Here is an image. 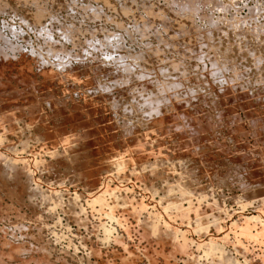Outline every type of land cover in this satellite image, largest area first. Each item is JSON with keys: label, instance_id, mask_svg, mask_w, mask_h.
<instances>
[{"label": "rangeland", "instance_id": "rangeland-1", "mask_svg": "<svg viewBox=\"0 0 264 264\" xmlns=\"http://www.w3.org/2000/svg\"><path fill=\"white\" fill-rule=\"evenodd\" d=\"M22 1L0 0V68L2 67L0 69V157L3 159L1 161L0 158V264H214V262L215 264H217V262L220 261L221 257H219L218 261L215 259L214 261H212V255H207L208 253H205L204 249L201 250L202 248H196L197 242L201 243L204 241H209L211 240V237L213 238V240H219H216V243H220L219 245H217V248H219L220 246L221 249H224V257H227L228 255V257L233 259L235 262L238 261V264H264V243L262 244V242H264V237L260 235L262 236V238H260V236L256 238L255 236L250 237L252 238L250 239L249 236H246L247 238L244 237L245 235L243 236L239 231V224L242 223L243 218L251 215H260V213H258L259 207L261 206L260 198L264 197V100H262V98H264V0H192L193 3L196 4L195 9H197L193 13L194 16L191 13L192 11H190L187 8V5H185L186 1L184 0H174V3L177 5H175L173 2L171 3L172 0H153L154 2L151 0H134V3H132L133 0H129L131 2H129L128 0H121L122 2L124 1V7L120 0H109L111 4L109 8L108 6L106 7L103 0H54V3H52V5L50 3L53 0H46L47 3L45 2V0V3H43L42 0V2L40 0H27L28 2L26 0H24L23 2ZM35 1L37 2V4L41 2L39 4L41 8L46 5L45 9H48L47 11L44 9V7L42 8L44 9V11H46V13L48 12V16L46 15V18H44L41 22L43 23L46 19L42 26L41 23L40 25L38 23L36 25V22L33 21L32 17L29 18V11L31 13L36 10V4H34ZM66 1L68 2L67 4ZM117 1L119 2L118 5ZM175 1H178V3ZM131 4L132 7H130ZM180 4L181 6H179ZM230 4L231 6H229ZM182 7H185V10ZM151 8L154 9L153 14L156 13L160 14L161 16L162 14H165V19H168V21L172 19V21H175V23L179 18L181 19V17L187 18L189 10L190 14H188V18L190 20L187 18L186 21L189 25H191V23L193 24L191 26L193 29L191 30H193L194 32L196 30V35L194 34L196 39H198L197 37L200 36V38L198 39L197 52L201 55L197 54L196 51H193L192 53L195 55L193 56V54H191V51L188 50L191 56L187 51V53H184V55L181 53L183 56L182 58L181 54H178L176 50L175 52L177 54L174 53L173 50L175 48L171 49L172 46L168 47V45L166 44V42H169L170 44V35L172 37L176 36V34H171L170 30L173 28H171L166 33L163 27L157 28L160 32L159 34L162 35V37L160 36L159 38L162 39L164 37L163 41L165 40V43L156 40V38L152 39L151 36H149V38L147 37L148 35H144L143 37L142 34L141 37L136 30L139 26L136 27V24L134 25V22L137 19L140 20V16L144 18L143 20L147 19L151 14L148 13L149 11L146 12V9L151 10ZM49 11L54 15V17H52V14V16H49ZM123 12H126L127 16L125 14H122ZM183 12L187 13L186 16L185 13L183 14V16L180 15ZM50 17L55 19L51 18L49 20ZM136 17L137 19H135ZM190 17H192V19ZM206 19L209 20L206 21ZM239 23L242 25H240ZM116 24L118 26H116ZM119 24L121 25L120 27ZM157 25L159 26L161 24ZM70 26L73 29H76V32H74L75 30L72 31L74 32V42L75 39L77 40V37L79 38L78 45L76 43L77 41L74 43L76 45H74L72 42L73 38L70 37L71 39H69L67 35L72 29L70 28ZM67 27L70 28V31ZM61 28L64 30H62ZM79 28L82 29L80 30ZM65 30L68 31L67 34L66 32H64ZM102 32L104 33V35ZM127 32H131V34H133L128 35ZM256 33L258 34L256 35ZM75 34H77V37L75 36ZM137 34L140 37L137 36ZM197 34L200 35L198 36ZM201 35H204L203 37H206V40L209 39L211 41H206ZM88 36H90V38H88ZM106 36L109 37L107 38ZM258 36H261L262 38L261 39L259 37L261 42H263L260 43L261 46L259 45V43L257 45L255 44L259 42V39L257 40ZM177 38L180 39L182 38V36L180 37L177 35ZM116 39H120L119 43L117 42V44L120 45V48H118L119 45H115L116 41H118ZM91 40H93L94 42ZM247 40L249 44L246 45ZM254 40H257V42ZM2 41L4 43H2ZM104 41L107 42V44H104ZM108 41H110V43H108ZM250 41H252L253 43ZM200 42H202V46H199ZM215 42H217L218 44ZM79 43L81 45H79ZM243 45L245 46L246 50ZM54 46H56L57 48ZM249 47H254L253 49H256L252 53V49L251 51H248L250 50ZM55 48L57 56L55 54ZM199 48L202 52L199 50ZM110 49L113 50L111 51ZM120 49H124L122 50L123 52ZM170 49L172 52L170 51ZM215 49H217V51ZM154 50H157L158 53L166 57V59L167 57H171V59L167 60L168 62H173L172 64H174L176 61L178 64H175L180 67L182 71L186 70L187 78H185L184 76L181 77V75H183L181 71V73H178V76L176 77L175 75L177 73H172L173 70H171V68L169 69L168 67H166L168 68L166 69L165 63L164 67L161 64L157 66L156 62H154L153 60L155 54L157 53V51L156 53H154ZM130 53L131 55H133L131 56ZM123 54L125 56L127 54L129 55H127V57H123ZM138 54L140 55V57ZM141 54L143 56H146V58L141 56ZM147 54L149 55L147 56ZM258 56L263 57L259 60ZM141 57L145 59L143 60ZM228 57L230 58V60ZM211 58H215V61H213ZM134 59L137 62H135ZM140 59L143 60V62H141ZM218 59L220 60V62H222L220 63ZM146 60L147 62H149L146 65V69L144 68L145 71H143V63ZM145 64L146 62L144 63V65ZM231 64L233 66H236L237 68L234 67L235 69L233 68L231 70V68L233 67ZM62 65L64 66L62 67ZM132 65H134V67ZM220 65L225 66H223L222 68V70L225 72L221 71L220 68L222 66ZM136 66H138L139 68H137ZM159 66L163 67V70H161ZM226 66L229 67V71L225 70L227 69ZM125 67L127 69H125ZM258 67L263 72L260 71ZM102 68H104V70ZM235 70H239V73L244 72L246 75H244L243 73L242 79L240 80L241 75H239ZM168 71L173 75H171ZM127 72L128 74H126ZM70 73L72 74L71 78L74 76L75 81L78 80L77 82L72 83L73 80L70 79V76L68 77V74L71 75ZM74 73L75 75H77L75 76ZM234 73H236V76L234 75ZM64 76H66V78ZM173 76H175L177 80H179L181 77V82H178ZM237 76L240 77L238 80ZM259 76H261V78ZM170 77L172 81L175 79L173 83L169 81ZM245 77L246 79L248 78L250 80V83L254 87H251V84L249 85V81H247L248 79L246 80ZM228 78H234V80H237L231 82L232 84H230V87L233 88V84L236 82L235 86L237 87H234L235 89H233V91L228 85L230 83L228 82L230 81V79ZM128 79L130 80V82ZM135 79L136 81L138 79V81L141 80V83L146 80L144 82L147 83L144 84L143 82V85L145 86V89L151 88V91L155 89H152V87H155V85L157 87V85H159L158 83H160L159 81H161L162 79L165 84H174V86H179L182 83L185 85L184 81H187L186 79H188L189 81H187L186 83L190 88H188L187 85H185L184 88L183 84L180 85L178 88L182 87L180 88V90H182V94L184 95H181V99H176L180 103H177L176 100H174L176 102H173L172 97L174 108L171 107L172 103H165V106L163 104V109L161 108L157 110L160 111L161 116H163L164 118H161L159 113H156V116L155 112H152L153 117L150 118L149 116L152 115V113H149L148 115V112L145 111V115V113L142 112L145 104H147L149 101V104H151V102L154 101V97H151L153 100L148 97L154 96L153 92L151 93V95H149L150 91L147 90V93V91L142 87L144 92H146L142 93V84L139 87L140 82H138L137 86L135 84ZM243 79H245V81H242ZM111 80L112 82L114 80L115 81L112 83L110 82ZM132 80H134L135 82ZM147 80L151 82V84L153 83V86L151 85L152 87H149L150 85ZM125 81L127 82L125 83ZM163 81L161 82L164 83ZM120 82H122L123 84ZM174 82H178L180 84L176 83L177 85H175ZM118 83L121 85H119ZM222 83L224 84L225 89L223 88ZM225 83L227 85H225ZM203 84L205 85L203 86ZM147 85L149 86L146 87ZM244 87L247 88L248 92H246ZM133 88L134 90L135 88L140 89L139 91H137L138 89H136L135 93ZM185 88H187V90ZM191 88H194V90H192ZM228 88L231 91H228ZM248 88L249 90H251L249 91ZM121 90L123 91L122 93ZM184 90L190 94H193H189V98L187 100L186 97H188V95ZM190 90L191 92L195 91V93H191ZM137 92L142 93L140 94L142 95L140 96V98L136 97ZM223 92H226V94L228 95L224 93L226 95L225 96ZM229 92L233 93L231 94ZM232 95L238 97L235 98ZM183 97L185 100L183 99ZM259 99L262 100L263 103ZM188 102H190V104ZM237 102L240 103L238 104ZM260 102L263 105L261 104L260 106ZM175 104H179L178 107ZM236 104H238V106ZM137 105H140V108ZM164 107L168 108L167 110L170 112L169 115V112L164 109ZM169 107L172 108L171 111L169 110ZM243 108L246 109L245 111L247 112H245ZM249 108L250 110L248 111L247 109ZM173 109H175L177 112ZM186 109L190 114H188V112H185L187 111ZM138 110L140 113L138 112ZM162 111H164L165 113ZM184 112L186 116L183 114ZM193 112L195 113V115H197L195 116ZM249 112L253 116L250 115L249 117ZM191 114L193 115V119L190 118ZM232 114H234L235 116H232ZM154 115L156 118L154 117ZM258 115L261 117V119H259L260 117H257ZM159 117L160 119H158V123L157 118ZM171 117L179 120L180 122L175 121ZM249 118L252 119L250 120ZM194 119L195 122H193ZM185 120H187L188 124ZM189 120L192 121L189 122ZM252 120L253 122L255 121L254 125ZM256 120H258L259 122L261 121L262 124L257 122ZM140 121L143 122L141 123ZM172 122L175 125H173ZM196 122H199V124H197ZM194 123L196 125H193ZM187 125H189V127ZM255 125H258V127L254 128ZM239 126L241 128H239ZM195 127L199 128L196 130ZM183 129L186 133L183 131ZM256 129L259 132H256ZM253 131L254 133H252ZM82 137L84 139H82ZM257 138L260 140H257ZM64 140H66L65 144ZM69 143L71 144V146ZM69 147L72 148L70 149ZM104 148L106 149V151ZM152 148L154 149L153 151H151ZM66 150H68L69 152ZM48 151L49 153H47ZM80 151L83 154L80 153ZM117 154L124 157L125 163H122L120 166L114 167L110 165V162L112 160L111 157L116 156ZM78 156L80 158H78ZM137 156L140 158H138ZM8 157L10 158V160L8 159ZM15 157L17 158L18 162L12 164V159H14ZM147 157L148 160H146ZM18 159H20L21 161H23L24 159L25 161L23 163ZM68 159L72 161H68ZM35 161L37 162L36 164L34 163ZM159 163L160 165H158ZM163 164L166 166H164ZM22 165H24L23 168L25 167V169H28L27 172L31 173L30 178L32 179L28 180L27 177L24 176V174L20 173V166ZM184 166L186 167V169H184ZM35 167L37 169H35ZM8 168H10V170H8ZM16 169L19 171H16ZM169 169L170 172H167L166 170L169 171ZM132 170L133 173H131ZM151 170L155 173H153ZM114 171H119L121 173L119 175H113L114 173L112 172ZM139 171L141 173H139ZM15 172L20 175V178L19 175ZM93 177L95 178L92 180ZM91 180H95L97 186H91ZM150 180L153 181L151 182ZM180 180L181 182L183 181L181 184ZM26 181L28 183L31 181V187L36 186L38 189H40L39 192L33 194L35 192H31V190V193L26 189L23 191L24 188L21 189V187L27 183ZM87 181H89V184L87 183ZM184 181L186 183H184ZM259 181L261 182L259 183ZM28 183L26 184V186L29 185ZM176 183H178L182 187H185L186 185L185 188H187L186 191H188L186 192V196L190 195L192 197L194 195L191 198V200L193 199L191 201L192 203L188 202L190 199H187L185 201V205L188 202V204L192 205H190L192 208H197H191L192 210L189 209V212L187 211L188 213L184 212V214L187 213L188 215L185 214L182 216L183 212H181L180 218L179 214L177 215L176 212H172L170 211V209H166L165 211H167V213H169V211L170 214L175 213L176 217L174 220V214H169L168 218L167 213H164L165 208L163 209V203H166L165 200H168L170 196H168V198L166 196H163L166 195L165 190L171 189L173 186V189H171V195H177L178 198H180L181 196L179 197L178 190L179 186L178 184L176 185ZM173 184H175L176 187ZM106 185L107 187L114 186V189L116 188L115 186L118 185L117 189L114 190V196L112 192H108L104 196L106 200H104L103 198L104 202H106H103L104 206L100 208L105 209L104 211H107V215L102 210H100L99 206H101V204L97 203L96 205H91L92 196L90 197V195L93 194L92 192L94 189H105L104 186L106 187ZM249 185L251 187H249ZM259 185H262V187H260ZM98 186L100 187L98 188ZM92 187H94L93 190ZM110 187L109 189H112ZM120 187L122 189H119ZM124 187L128 188L129 190L126 191V188ZM149 188H151L152 190L154 189V194L156 196L153 195L152 190H149ZM162 188L164 191L163 195ZM175 188H177V191ZM41 189H43V193L46 190L45 193L47 194H42ZM116 190L117 192H115ZM54 191H56L55 194ZM192 191L194 192L192 193ZM149 193H151V195L153 196H151ZM41 194L44 195L43 197L45 201L43 200ZM51 194L53 195V198H49L50 196H52ZM108 194H111V196ZM199 194L202 195V198ZM123 195L126 198L129 197V199L127 198L129 202L131 199V203L133 204V206H135L134 204H136L138 201L140 203L143 201L145 203V207L143 209L146 208L147 211L142 209L144 212L140 210V212L142 211V213H140V215L139 212L138 214H136L139 210H134L133 207L130 206V203H128V200H125L126 202L124 203H128V205L126 204L123 206ZM74 196L75 198H77V202L75 201ZM88 196L90 197V199ZM190 196L188 198H190ZM55 197L57 199H54ZM113 197L116 201L119 199L117 201L118 204L114 201ZM51 199L54 201V206ZM133 199L136 201V203ZM56 200H60V204L58 201L57 204ZM86 200L88 202V205L86 203ZM157 201H159L160 203H157ZM46 202H49V204ZM68 202L72 204H69ZM106 203H108V205L111 204V209ZM33 204L35 207L33 206ZM113 204L114 206L112 207ZM188 204L186 205V207L188 206ZM213 204H216L214 205V208ZM71 205L73 206V208ZM217 205H219L220 209H222L223 211H220ZM152 206L154 207V209ZM122 208H124V210ZM216 208H218L219 211H217L221 213V219H218L221 220L220 222H218V220H216V222L213 220V218L218 215V212L216 213L215 211ZM196 209L198 210L199 214L203 215V217H207L209 215L207 217V220L210 221V224L209 222L207 223L206 218L205 221L203 217H197L195 215L197 212H194V210ZM70 210L73 212H71ZM78 210H80L81 213ZM126 210H128V212ZM130 211L136 212L131 213ZM150 211H152L153 214ZM77 212H79V215L77 214ZM110 212L111 214H114L108 215V213ZM150 213L152 214V216L155 214H159L157 217H155L156 215L153 216V218H158L160 216V219H158L159 221L155 219L156 222L161 225L160 226L156 224L157 226H159V228L156 227L158 228V233H150L151 231L148 228L145 231V221H147L146 219L149 218L148 216H150V218L152 217ZM203 213H205V215ZM184 216L189 221L186 222ZM186 216H190L192 220L187 218ZM262 216H264V214L260 215V218L264 220V217ZM181 217L184 219H182ZM197 218H203L201 219L202 221H204L203 223H206L207 225L209 224V226H206L204 224L205 226L203 225L202 229L200 227H197L201 231L198 230L195 227V223L193 222L195 219L197 221ZM162 219H164V223H169L170 226L173 225V228L177 227L178 229L180 228V231L183 230L186 232H181L180 235H182L183 233L182 237L180 235L176 236L177 241L174 239L173 242L172 240H165V236L163 234L164 232L162 233V231H164L163 227L165 225L162 224ZM139 221L142 223H139ZM233 221H235V223H232ZM217 222L219 223V225H221L222 228L224 227L223 229L219 227L220 229H222L221 231L220 229L218 230L219 225ZM187 223L191 224L188 225ZM250 225L252 234H254V232L257 233L258 231L256 232V230H262L261 224L259 222H257L256 224L254 223L255 228L252 223H250ZM192 226L196 228L195 230L197 231L193 230V228L191 229ZM206 227L208 228L207 230ZM148 230L150 232H148ZM237 233H241L242 236H239ZM224 234L228 235L225 236ZM218 236L222 240L219 239ZM224 236L226 237V239L224 238ZM160 238L161 240H159ZM256 239L259 240V242ZM199 240L201 242H199ZM239 240L240 242H238ZM183 241L186 245L188 243V245L186 246L184 244L183 246ZM176 243H178L179 246ZM194 247L196 249H199L201 252L199 250H196ZM179 251L181 253H179ZM187 254L190 258H186ZM191 255H194L193 258H196L198 256L196 258L197 261L191 258ZM205 256H207V258H205ZM224 259L225 258L221 259L220 262H222V260L224 262Z\"/></svg>", "mask_w": 264, "mask_h": 264}, {"label": "bare ground", "instance_id": "bare-ground-1", "mask_svg": "<svg viewBox=\"0 0 264 264\" xmlns=\"http://www.w3.org/2000/svg\"><path fill=\"white\" fill-rule=\"evenodd\" d=\"M16 1H17V0H16ZM20 1H22V0H20ZM23 1H24V0H23ZM23 1H22V2H23ZM26 1H27V0H26ZM36 1H37V0H36ZM36 1L34 2V4H36V5H35V6H36V10H34V11L31 12V13H30V11H29L28 14H29V18L32 17L33 21L36 22V23H35L36 25H37V23L40 25V23L42 22V20H43L44 18H46V15L48 16V14H47L48 12L46 13V11H44L46 5L43 6L44 9H42L43 7L41 8V7L39 6V4H40L42 1H43V3H45V2L47 3L48 0H47V1L45 0V2H44V0H42V1L40 0L41 2H39V4H37ZM38 1H39V0H38ZM72 1H73V0H72ZM95 1H96V0H95ZM103 1H104V3H105L106 7L108 6V8H109V6H111L109 0H103ZM103 1H102V2H103ZM115 1H116V0H115ZM120 1H121V0H120ZM125 1H126V0H125ZM128 1H129V0H128ZM131 1H132V0H131ZM131 1H129V2H131ZM146 1H147V0H146ZM151 1H153V0H151ZM170 1H171V0H170ZM184 1H186V3H185V2H184V3H185V5H187V8H188L190 11H192L191 13H192V15H193V13L197 10V9H195V8H196V7H195L196 4L193 3L192 0H188V1H187V0H184ZM27 2H28V1H27ZM58 2H59V1H58ZM121 2H122V1H121ZM134 2H135V1L133 0L132 3H134ZM153 2H154V1H153ZM172 2L174 3V0H172L171 3H172ZM175 2L178 3V1H175ZM15 3H16V2H15ZM43 3H42V4H43ZM52 3H54V0L51 1L50 4L52 5ZM67 3H68V2L66 1V4H67ZM112 3H113V2H112ZM123 3H124V1L122 2V5H123V7H124V4H123ZM143 3H145V2H143ZM184 3H183V4H184ZM24 4H25V3H24ZM24 4H22V5H24ZM29 4H30V3H29ZM42 4H41V5H42ZM48 4H49V3H48ZM57 4H58V3H57ZM57 4H56V5H57ZM118 4H119V2L117 1V5H118ZM140 4H141V3H140ZM158 4H159V3H158ZM166 4H167V3H166ZM174 4H175V3H174ZM183 4H182V6H183ZM30 5H31V4H30ZM60 5H61V3H60ZM113 5H114V4H113ZM142 5H143V4H142ZM146 5H147V3H146ZM175 5H177V4H175ZM214 5H215V4H214ZM27 6H28V5H27ZM58 6H59V5H58ZM125 6H126V5H125ZM135 6H136V4H135ZM135 6H134V8H135ZM150 6H151V5H150ZM179 6H181V4H180ZM229 6H231V4H230ZM3 7H4V6H3ZM52 7H53V6H52ZM59 7H60V6H59ZM130 7H132V4H131ZM139 7H140V6H139ZM152 7H153V6H152ZM162 7H163V6H162ZM185 7H186V6H185ZM185 7H182V8H184V10H185ZM34 8H35V7H34ZM50 8H51V7H50ZM50 8H49V9H50ZM119 8H120V7H119ZM148 8H150V7H148ZM187 8H186V10H187ZM3 9H4V8H3ZM30 9H31V8H30ZM126 9H127V8H126ZM131 9H132V8H131ZM158 9H159V8H158ZM26 10H27V9H26ZM28 10H29V9H28ZM45 10L48 11V9H45ZM88 10H89V9H88ZM120 10H121V9H120ZM153 10H154L153 8H151V10H150V9H149V10L146 9V12L149 11L148 13L151 14V15L149 14L151 17H150V16L148 17V15H147L148 18L145 19V20H143L144 18H142L141 16H140V20L137 19V17L135 18V19H137V20H135L134 25L136 24V25H135L136 27H137V26L140 27V28L138 27V29H136V30L138 31V33L140 34L141 37H142V34H143V37H144V35H148L147 37L151 36L152 39H155V38H156V40H159V41H162V42L165 43L166 41H165V40L163 41L164 37H163L162 39L159 38L160 36L162 37V35L159 34L160 32H159V30H158L157 28H161V27H163L165 33L168 32L171 28H173L174 30H173V29L170 30V31H171V34H172V35H173V34H176V36L174 35L175 37H172V36L170 35V36H169L170 44H169V42H168V43L166 42V44L168 45V47L172 46L171 49L175 48V49L173 50L174 53H176L175 50L178 52V54H179V53H180V54L182 53L183 55H184V53H187L188 50L191 51V54H193V53H192L193 51H196V52L198 51V48H197L198 46H197V45H198V39L200 38V36H199L200 34H199V35L197 34L199 37H197L198 39H196V37H195V35H196V30H195V32H194L193 30H191V29H193V28L191 27L193 24L190 22L191 25H189L188 22L186 21V19H187L188 16H189L188 14H190V13H189V10H188V14L185 13V12H183L182 14H180V13H181V12H180L179 14H180L181 16H183L184 13H185V16H186V14H187V18L184 17V18H185V19H184V18L181 17V19H183V20H181V19L178 17V18H179V19H178L179 21L177 20L176 23H175V21L173 22L171 18H169V19H171V20H169V21H168V19H165V18H164V17H165V16H164L165 14H162L163 17H162L160 14H156V13L153 14V12H154ZM161 10H163V9H161ZM167 10H168V9H167ZM181 10H182V9H181ZM54 11H55V10H54ZM122 11H123V10H122ZM132 11H133V10H132ZM169 11H170V10H169ZM49 12H50V11H49ZM129 12H130V11H129ZM163 12H164V11H163ZM53 13H54V12H53ZM148 13H146V14H148ZM168 13H169V12H168ZM30 14H31V15H30ZM44 14H45V16H44ZM51 14H52V13L50 12V15H49V16H52V15H53V14H52V15H51ZM122 14H125V15H126V12H125V13L123 12ZM127 14H128V12H127ZM132 14H133V13H132ZM176 14H177V13H176ZM26 15H27V14H26ZM92 15H93V14H92ZM96 15H97V14H96ZM100 15H101V14H100ZM100 15H99V16H100ZM126 16H127V15H126ZM176 16H177V15H176ZM193 16H194V15H193ZM26 17H27V16H26ZM52 17H54V15H53ZM52 17H50L49 20H50ZM134 17H135V16H134ZM161 17H162V18H161ZM27 18H28V17H27ZM97 18H98V16H97ZM141 18H142V19H141ZM172 18H173V17H172ZM190 18L192 19V17H190ZM208 18H209V17H208ZM52 19H55V18H52ZM162 19H163V20H162ZM188 19H189V18H188ZM209 19H210V18H209ZM209 19H206V21H208ZM175 20H176V19H175ZM189 20H190V19H189ZM189 20H188V21H189ZM33 21H32V22H33ZM45 21H46V19H45ZM45 21H44V22H45ZM234 21H235V20H234ZM244 21H245V20H244ZM44 22H43V23H44ZM209 22H210V21H209ZM43 23H41V26L43 25ZM119 23H120V22H119ZM156 23H157V24H161V25L158 26ZM210 23H211V22H210ZM33 24H34V23H33ZM35 24H34V25H35ZM114 24H115V23H114ZM121 24H122V23H121ZM237 24H238V23H237ZM239 24H240V23H239ZM44 25H45V24H44ZM123 25H124V24H123ZM134 25H133V26H134ZM156 25H157V26H156ZM240 25H242V24H240ZM71 26H72V25H71ZM71 26H70V28L73 27V26H72V27H71ZM80 26H81V25H80ZM116 26H118V25L116 24ZM120 26H121V25L119 24V27H120ZM135 26H134V27H135ZM151 26H153V27H151ZM175 26H177V27H175ZM212 26H214V25H212ZM234 26H235V24H234ZM251 26H252V25H251ZM253 26H254V25H253ZM43 27H44V26H43ZM219 27H220V26H219ZM254 27H255V26H254ZM67 28H68V27H67ZM67 28H66V29H67ZM70 28H68L69 31H70ZM126 28H127V27H126ZM163 28H162V29H163ZM61 29H62V28H61ZM61 29H60V30H61ZM77 29H78V28H77ZM79 29H80V28H79ZM81 29H82V28H81ZM81 29H80V30H81ZM123 29H124V28H123ZM238 29H239V28H238ZM62 30H64V29H62ZM72 30H75L74 32H76V29H75V28H74V29H73V28L71 29V31L69 32L70 34L68 33L67 30L64 31V32H66V34L68 33L67 35H68L69 39H71V38L74 37V32H73ZM226 30H227V28H226ZM239 30H240V29H239ZM252 30H253V29H252ZM78 31H79V30H78ZM78 31H77V32H78ZM129 31H132V30H129ZM192 31H193L194 33H193ZM198 31H199V30H198ZM213 31H214V30H213ZM244 31H245V30H244ZM246 31H247V30H246ZM250 31H251V30H250ZM59 32H60V31H59ZM72 32H73V33H72ZM79 32H80V31H79ZM223 32H224V31H223ZM237 32H238V31H237ZM241 32H242V30H241ZM62 33H63V32H62ZM80 33H81V32H80ZM102 33H103V32H102ZM105 33H106V32H105ZM110 33H111V32H110ZM127 33H128V32H127ZM136 33H137V32H136ZM64 34H65V33H64ZM90 34H91V33H90ZM112 34H113V33H112ZM129 34L132 35L133 33L131 34V32H130V33H128V35H129ZM169 34H170V32H169ZM169 34H168V35H169ZM194 34H195V35H194ZM201 34H203V33H201ZM225 34H226V33H225ZM244 34H245V33H244ZM248 34H249V33H248ZM251 34H252V33H251ZM257 34H258V33H256V35H257ZM0 35H1V34H0ZM76 35H77V34H75V36H76ZM103 35H104V33H103ZM108 35H109V34H108ZM177 35L180 36V37L182 36V38L178 39V38H177ZM240 35H241V34H240ZM253 35H254V34H253ZM256 35H255V36H256ZM65 36H66V35H65ZM113 36H114V35H113ZM134 36H135V35H134ZM137 36H139V35L137 34ZM140 36H139V37H140ZM164 36H166V35H164ZM201 36L203 37L204 35H201ZM244 36H245V35H244ZM255 36H254V37H255ZM70 37H71V38H70ZM76 37H77V36H76ZM99 37H100V36H99ZM103 37H104V36H103ZM106 37H107V36H106ZM106 37H105V38H106ZM108 37H109V36H108ZM108 37H107V38H108ZM114 37H115V36H114ZM131 37H132V36H131ZM202 37H201V38H202ZM218 37H219V36H218ZM259 37L261 38V36H258V38H257V40L259 39V42H257V40H254V41L257 42V43H255L256 45L259 43V45L261 46L260 43H263V42H261V40H260ZM263 37H264V36H263ZM0 38H1V36H0ZM4 38H5V37H4ZM63 38H64V37H63ZM88 38H90V36H88ZM117 38H118V37H117ZM149 38H150V37H149ZM203 38L205 39L206 37H203ZM223 38H224V37H223ZM255 38H256V37H255ZM2 39H3V38H2ZM78 39H79L78 37H77V40L75 39V42L77 41V42H76L77 45H78ZM99 39H100V38H99ZM131 39H132V38H131ZM133 39H134V38H133ZM206 39H207V38H206ZM206 39H205V40H206ZM226 39H227V38H226ZM249 39H250V38H249ZM251 39H252V37H251ZM251 39H250V40H251ZM261 39H262V38H261ZM4 40H7V39H4ZM106 40H108V39H106ZM106 40H105V41H106ZM116 40H118V39H116ZM119 40H120V39H119ZM119 40L116 41L115 45L117 44V42L119 43ZM140 40H141V38H140ZM202 40H203V39H202ZM208 40H209V39H208ZM208 40H206V41H208ZM47 41H49V40H47ZM69 41H70V40H69ZM86 41H87V40H86ZM91 41H93V40H91ZM105 41H104V44H107V42H105ZM111 41H112V40H111ZM167 41H168V40H167ZM199 41H201V40H199ZM209 41H211V40H209ZM212 41H213V40H212ZM219 41H220V40H219ZM219 41H218V42H219ZM72 42H73V44L75 43V42H74V38H73V41H72ZM93 42H94V41H93ZM101 42H102V41H101ZM101 42H100V44H101ZM203 42H204V41H203ZM245 42H246V41H245ZM250 42H252V41H250ZM2 43H4V42L2 41ZM5 43H6V42H5ZM10 43H11V42H10ZM49 43H50V42H49ZM81 43H82V42H81ZM108 43H110V41H108ZM140 43H141V41H140ZM208 43H209V42H208ZM208 43H207V45H208ZM212 43H213V42H212ZM215 43H217V42H215ZM252 43H253V42H252ZM252 43H250V44H252ZM50 44H51V43H50ZM87 44H88V43H87ZM93 44H94V43H93ZM203 44H204V43H203ZM217 44H218V43H217ZM239 44H240V43H239ZM244 44H245V43H244ZM247 44H249L248 40H247L246 45H247ZM52 45H55V44H52ZM74 45H76V44H74ZM79 45H81V44L79 43ZM98 45H99V44H98ZM109 45H110V44H109ZM113 45H114V44H113ZM115 45H114V46H115ZM117 45H119V44H117ZM205 45H206V44H205ZM207 45H206V46H207ZM212 45H213V44H212ZM12 46H13V45H12ZM49 46H50V45H49ZM65 46H66V45H65ZM87 46H88V45H87ZM91 46H92V44H91ZM104 46H106V45H104ZM107 46H108V45H107ZM147 46H148V45H147ZM199 46H202V42H200V45H199ZM228 46H229V45H228ZM263 46H264V43H263ZM41 47H42V46H41ZM54 47H56V46H54ZM54 47H53V48H54ZM61 47H62V46H61ZM115 47H116V46H115ZM226 47H227V46H226ZM226 47H225V48H226ZM243 47L245 48L244 45H243ZM255 47H256V46H255ZM46 48H48V47H46ZM50 48H51V47H50ZM56 48H57V47H56ZM56 48H55V54H56ZM59 48H60V47H59ZM65 48H66V47H65ZM83 48H84V47H83ZM118 48H120V45L118 46ZM118 48H116V49H118ZM122 48H123V47H122ZM202 48H203V47H202ZM211 48H213V47H211ZM214 48H215V47H214ZM249 48H250V50H248V51H251V49H252V50H253V51H251L252 53H253L254 50L256 49V48L253 49L254 47H253V48L249 47ZM80 49H81V48H80ZM96 49H97V48H96ZM125 49H126V48H125ZM171 49H170V51H171ZM217 49H218V47H217ZM217 49H215V50L217 51ZM237 49H238V48H237ZM263 49H264V47H263ZM48 50H49V49H48ZM51 50H52V48H51ZM68 50H69V49H68ZM110 50L112 51L113 49H110ZM120 50H121V49H120ZM122 50H124V49H122ZM122 50H121V51H122ZM157 50H158V49H157ZM157 50H156V51H157ZM199 50H200V48H199ZM209 50H210V49H209ZM227 50H228V48H227ZM245 50H246V48H245ZM12 51H13V50H12ZM46 51H47V50H46ZM52 51H53V50H52ZM69 51H70V50H69ZM114 51H115V50H114ZM126 51H127V50H126ZM156 51L154 50L153 52L156 53ZM185 51H186V52H185ZM200 51H201V50H200ZM240 51H241V50H240ZM50 52H51V51H50ZM57 52H58V51H57ZM59 52H60V51H59ZM63 52H64V51H63ZM117 52H118V51H117ZM122 52H123V51H122ZM122 52H120V53H122ZM171 52H172V51H171ZM188 52H189V51H188ZM201 52H202V51H201ZM201 52H200V53H201ZM214 52H215V51H214ZM259 52H260V51H259ZM2 53H3V52H2ZM5 53H6V52H5ZM48 53H49V52H48ZM52 53H53V52H52ZM108 53H109V52H108ZM151 53H152V52H151ZM174 53H173V54H174ZM194 53H195V52H194ZM249 53H250V52H249ZM249 53H248V54H249ZM58 54H59V53H58ZM83 54H84V52H83ZM83 54H82V55H83ZM112 54H114V53H112ZM176 54H177V53H176ZM182 54H181V56H182ZM188 54L191 56L190 52H189ZM197 54H199V53L197 52ZM228 54H229V53H228ZM260 54H261V53H260ZM260 54H259V55H260ZM3 55H5V54H3ZM3 55H2V56H3ZM7 55H8V53H7ZM80 55H81V53H80ZM121 55H122V54H121ZM123 55H124V54H123ZM127 55H129V54H127ZM127 55H126V56L124 55L123 57H127ZM130 55H131V53H130ZM132 55H133V54H132ZM132 55H131V56H132ZM134 55H135V54H134ZM138 55H139V54H138ZM148 55H149V54H147V56H148ZM186 55H187V54H186ZM186 55H185V56H186ZM189 55H188V56H189ZM199 55H201V54H199ZM215 55H216V54H215ZM218 55H219V54H218ZM223 55H224V54H223ZM49 56H50V55H49ZM52 56H53V55H52ZM56 56H57V54H56ZM141 56H143V55L141 54ZM152 56H153V54H152ZM190 56H189V57H190ZM193 56H195V55L193 54ZM193 56H192V58H193ZM226 56H227V55H226ZM254 56H255V54H254ZM63 57H64V56H63ZM66 57H67V56H66ZM71 57H72V56H71ZM81 57H82V56H81ZM129 57H130V56H129ZM135 57H136V56H135ZM139 57H140V55H139ZM143 57L146 58V56H143ZM143 57H141V58L143 59ZM176 57H177V55H176ZM198 57H199V56H198ZM212 57H215V56H212ZM217 57H218V56H217ZM220 57H221V56H220ZM258 57H259V56H258ZM262 57H263V56H262ZM262 57L260 56V57H259V60H260ZM52 58H53V57H52ZM82 58H83V57H82ZM133 58H134V57H133ZM145 58H144V59H145ZM182 58H183V56H182ZM182 58H181V61H182ZM228 58H229V57H228ZM252 58H253V57H252ZM256 58H257V57H256ZM8 59H9V58H8ZM61 59H62V58H61ZM79 59H80V58H79ZM135 59H136V58H135ZM135 59H134V60H135ZM144 59H143V60H144ZM168 59H171V57H170V58L167 57V59H166V57L160 55V54L158 53V51H157V53L155 54V57L153 58L154 62H156V64H157V66L161 64V65H163V67H164V63H165V65H166L165 68H166V67H168L169 69L171 68V70H173L172 73H174V74L177 73V74L175 75L176 77L178 76V73H181V72H182L183 75H181V77L184 76L185 78H187V77H186V74H187L186 70H185V71H182V69H180V67H178V66L176 65V64H178V63H177L175 60H171V61H175V63H176V64H175V63L172 64L173 62H168V61H167ZM172 59H173V58H172ZM174 59H175V58H174ZM177 59H179V58H177ZM211 59H212V58H211ZM214 59H215V58H214ZM214 59H212V60L215 61ZM219 59H220V58H219ZM219 59H218V60H219ZM254 59H255V58H254ZM57 60H58V59H57ZM57 60H56V61H57ZM80 60H81V59H80ZM80 60H79V61H80ZM137 60H138V59H137ZM143 60L140 59L141 62H143ZM153 60H151V61H153ZM212 60H211V61H212ZM218 60H217V61H218ZM221 60H222V58H221ZM229 60H230V58H229ZM262 60H263V59H262ZM0 61H1V60H0ZM43 61H44V60H43ZM83 61H84V60H83ZM109 61H110V60H109ZM232 61H233V59H232ZM113 62H114V61H113ZM113 62H112V63H113ZM130 62H131V61H130ZM133 62H134V61H133ZM135 62H137V61L135 60ZM145 62H146V64L144 65ZM145 62L143 63V69H144V68L146 69V67H147L146 65H147V63H148L149 61L147 62V60H146ZM219 62H220V60H219ZM221 62H222V61H221ZM221 62H220V63H221ZM234 62H235V61H234ZM255 62H256V61H255ZM255 62H254V64H255ZM166 63H167V64H166ZM55 64H56V63H55ZM103 64H104V63H103ZM109 64H110V63H109ZM135 64H136V63H135ZM138 64H139V63H138ZM218 64H219V63H218ZM228 64H230V63H228ZM256 64H257V62H256ZM259 64H260V63H259ZM100 65H101V64H100ZM110 65H111V64H110ZM110 65H109V66H110ZM112 65H113V64H112ZM136 65H137V64H136ZM152 65H153V64H152ZM231 65H232V64H231ZM231 65H230V66H231ZM257 65H258V64H257ZM44 66H45V65H44ZM63 66H64V65H62V67H63ZM65 66H66V65H65ZM67 66H68V65H67ZM132 66L134 67V65H132ZM141 66H142V65H141ZM155 66H156V65H155ZM155 66H154V67H155ZM157 66H156V67H157ZM180 66H181V65H180ZM220 66H222V65H220ZM223 66H224V65H223ZM223 66L220 68L221 71H223V70H222ZM232 66H233V65H232ZM255 66H256V65H255ZM255 66H254V67H255ZM3 67H4V66H3ZM69 67H70V66H69ZM101 67H102V66H101ZM133 67H132V68H133ZM136 67L139 68L140 65H139V67H138V66H136ZM156 67H155V68H156ZM163 67L159 66V68H161V70H163ZM224 67H225V66H224ZM226 67H227V66H226ZM234 67H236V66H233V67L231 68V70H232ZM256 67H257V66H256ZM1 68H2V67H1ZM1 68H0V69H1ZM108 68H110V67H108ZM141 68H142V67H141ZM141 68H140V69H141ZM159 68H158V69H159ZM168 68H166V69H168ZM236 68H237V67H236ZM258 68H259V67H258ZM260 68H261V65H260ZM260 68H259V70L262 71ZM99 69H100V68H99ZM102 69L104 70V68H102ZM106 69H107V68H106ZM125 69H127V68L125 67ZM143 69H142V70H143ZM145 69H144L143 71H145ZM228 69H229V67H227V69H225V70L227 71ZM234 69H235V68H234ZM238 69H239V68H238ZM255 69H257V68H255ZM67 70H68V69H67ZM130 70H131V69H130ZM171 70H170V71H171ZM229 70H230V69H229ZM229 70H228V71H229ZM263 70H264V69H263ZM71 71H72V70H71ZM107 71H108V70H107ZM110 71H112V70H110ZM180 71H181V72H180ZM235 71H236V70H235ZM238 71H239V70H238ZM238 71H236V72H238ZM73 72H74V71H73ZM73 72H72V73H73ZM113 72H114V71H113ZM116 72H117V71H116ZM116 72H115V73H116ZM149 72H150V71H149ZM168 72H169V71H168ZM185 72H186V73H185ZM188 72H189V71H188ZM223 72H225V71H223ZM262 72H263V71H262ZM144 73H145V72H144ZM169 73H170V72H169ZM172 73H170V74L173 75ZM220 73H221V72H220ZM227 73H228V72H227ZM243 73H244V72H242V73H239V72H238V74L241 75V76H240L241 78H240L239 76H237L238 78H237V77H235V78H237V80L240 78V80H241V79H242V76H243ZM257 73H258V72H257ZM70 74H71V73H70ZM116 74H117V73H116ZM126 74H128V72H127ZM134 74H135V73H134ZM137 74H138V73H137ZM137 74H136V75H137ZM147 74H148V73H147ZM160 74H161V72H160ZM165 74H166V73H165ZM167 74H168V73H167ZM194 74H195V73H194ZM235 74H236V73H234V75H235ZM74 75H75V73H74ZM76 75H77V74H76ZM76 75H75V76H76ZM98 75H99V74H98ZM145 75H146V74H145ZM156 75H157V74H156ZM179 75H180V74H179ZM188 75H189V74H188ZM190 75H191V74H190ZM244 75H246V74L244 73ZM69 76H70V79L73 80V81L71 80L72 83L78 81V80L75 81V79H74L75 77H74V76L71 78L72 74H71V75L68 74V77H69ZM128 76H129V75H128ZM131 76H132V75H131ZM163 76H164V72H163ZM175 76H173V77H175ZM230 76H231V74H230ZM235 76H236V75H235ZM64 77L66 78V76H64ZM136 77H137V76H136ZM136 77H135V78H136ZM159 77H160V76H159ZM176 77H175V79H176ZM181 77H180V79H182ZM189 77H190V76H189ZM189 77H188V78H189ZM199 77H200V76H199ZM257 77H258V76H257ZM259 77L261 78V76H259ZM127 78H130V77H127ZM140 78H141V77H140ZM190 78H191V77H190ZM200 78H201V77H200ZM203 78H204V77H203ZM230 78H231V77H230ZM230 78H228V79H230ZM19 79H20V78H19ZM62 79H63V78H62ZM70 79H69V80H70ZM77 79H78V77H77ZM133 79H134V78H133ZM147 79H148V78H147ZM172 79H174V78H172ZM175 79H174L173 81H175ZM180 79H179V80L176 79V80H177L178 82H181ZM183 79H184V78H183ZM197 79H198V78H197ZM245 79H246V77H245ZM245 79H243L242 81H245ZM247 79H248V78H247ZM247 79H246V80H247ZM59 80H60V79H59ZM80 80H81V79H80ZM128 80H129V79H128ZM138 80H139V79H138ZM138 80L136 81V79H135L136 82H135L134 80H132V81H134L135 84H136L137 86H138L137 83L140 82V83H139V87H140V85L142 84L141 88L143 87V88L145 89V86L143 85V82L146 81V80L143 81V79H142V81H143L142 83H141V80H140V81H138ZM152 80H154V79H152ZM157 80H158V78H157ZM186 80L189 81L188 79H186ZM201 80H202V79H201ZM231 80H232V81H231ZM237 80H236V79L234 80V78H233V79H230V81H228V82H230V83L228 84L229 87H230V84H232L231 82H234V81H237ZM262 80H263V79H262ZM262 80H261V82H262ZM66 81H67V80H66ZM114 81H115V80H114ZM114 81H113V82H114ZM117 81H118V80H117ZM117 81H116V82H117ZM132 81H131V82H132ZM147 81H148V80H147ZM155 81H156V80H155ZM155 81H154V82H155ZM161 81H163V79H162ZM161 81H159L160 83H158L159 85H157V87H156V85H155V87H154V86H153V83L151 84V82L148 81V83H149L150 86L147 85L146 87H148V86H149V87H152V86H153L152 89H153V88H155V89H153V90L151 91V90H150L151 88H149V89L147 88V89H145V90H146V91H147V90L150 91V94H149V95H151V93L153 92V95H154V96H148V97H150V98H151V97H152V98L154 97V98H153L154 101H152L151 104H149V102H150V101H149L147 104L144 105V108H143V112H142V113H145V115H146V112H148V115H149V113H152V112H153V113L155 112V115H156V113H159V114H160V111H157V110H159V109H161V108L163 109V104H164V106H165V103H166V104H168V103H169V104L172 103V104H171V107L174 108L173 102H176L177 100L181 99V95L184 96V95L182 94V93H183L182 90H180V88H182V87L178 88V87H179L180 85H182L183 83L180 84V83H178V82H174L175 85H177L176 83L180 84L179 86H174V84H171V85L169 84V85H168V84H165L164 81H163L164 83H162ZM169 81H171V82L173 83V81L171 80V77H170V80H169ZM182 81H184V80H182ZM187 81H184V82H185V85H187V83H186ZM190 81H191V80H190ZM198 81H199V80H198ZM247 81H249L248 83H249V85H250V84H251V83H250V80L248 79ZM263 81H264V80H263ZM110 82H112V80H111ZM113 82H112V83H113ZM126 82H127V81H125V83H126ZM129 82H130V80H129ZM152 82H153V81H152ZM206 82H207V81H206ZM257 82H258V81H257ZM120 83H122V82H120ZM146 83H147V82H146ZM146 83L144 82V84H146ZM166 83H167V82H166ZM168 83H169V82H168ZM235 83H236V82H235ZM235 83L233 84V86H234V87H237V86H235ZM118 84H119V83H118ZM122 84H123V83H122ZM135 84H134V85H135ZM155 84H157V83H155ZM222 84H223V83H222ZM240 84H241V83H240ZM260 84H261V83H260ZM73 85H75V84H73ZM119 85H121V84H119ZM124 85H125V84H124ZM130 85H131V83H130ZM151 85H152V86H151ZM183 85H184V84H183ZM185 85L183 86V88L185 87ZM201 85H202V84H201ZM204 85H205V84H203V86H204ZM225 85H227V84L225 83ZM237 85H238V84H237ZM242 85H243V84H242ZM242 85H240V86H242ZM245 85H246V84H245ZM251 85H252V84H251ZM71 86H72V85H71ZM112 86H113V85H112ZM114 86H116V85H114ZM125 86H126V85H125ZM125 86H124V87H125ZM137 86H136V87H137ZM187 86H188V85H187ZM243 86H244V85H243ZM74 87H75V86H74ZM110 87H111V86H110ZM110 87H109V88H110ZM124 87H123V88H124ZM127 87H128V86H127ZM134 87H135V86H134ZM226 87H227V86H226ZM234 87H233V88L230 87V88L232 89V91H233V89H235ZM251 87H254V86L252 85ZM70 88H71V87H70ZM98 88H99V87H98ZM107 88H108V87H107ZM111 88H112V87H111ZM115 88H116V87H115ZM130 88H131V87H130ZM143 88H142V90H143ZM188 88H190V87L188 86ZM210 88H211V86H210ZM223 88H224V84H223ZM244 88H245V87H244ZM73 89H74V88H73ZM105 89H106V88H105ZM112 89H113V88H112ZM136 89H138V88H135V90H134V88H133V90L135 91V93H136ZM139 89H140V88H139ZM139 89H138L137 91H139ZM185 89L187 90V88H185ZM191 89L194 90V88H191ZM199 89H200V88H199ZM199 89H198V90H199ZM212 89H213V88H212ZM224 89H225V88H224ZM224 89H223V90H224ZM242 89H243V88H242ZM253 89H254V88H253ZM71 90H72V89H71ZM107 90H108V89H107ZM117 90H118V88H117ZM119 90H120V88H119ZM245 90H246V92H248V91H247V88H245ZM248 90H249V88H248ZM250 90H251V89H250ZM250 90H249V91H250ZM129 91H130V90H129ZM184 91H185V90H184ZM188 91H189V89H188ZM196 91H197V90H196ZM199 91H200V90H199ZM201 91H202V90H201ZM228 91H231V90H229V88H228ZM107 92H108V91H107ZM122 92H123V91L121 90V93H122ZM126 92H127V91H126ZM185 92H186V91H185ZM190 92H191V90H190ZM192 92L195 93V91H192ZM192 92H191V93H192ZM212 92H214V91H212ZM234 92H235V91H234ZM238 92H239V91H238ZM253 92H254V91H253ZM142 93H146V92H144V90H143ZM142 93H138V92H137V95H138V96L136 95V97H139V98H140V96H142V95H140V94H142ZM147 93H148V91H147ZM205 93H206V92H205ZM224 93L226 94V92H223V94H224ZM229 93H231V92H229ZM232 93H233V92H232ZM232 93H231V94H232ZM235 93H236V92H235ZM235 93H234V94H235ZM242 93H243V90H242ZM79 94H80V93H79ZM111 94H112V93H111ZM119 94H120V93H119ZM124 94H125V93H124ZM129 94H130V93H129ZM129 94H128V95H129ZM184 94H185V93H184ZM186 94L188 95V97H186V100H187V99L189 98V94H190V93L186 92ZM198 94H199V93H198ZM207 94H208V93H207ZM209 94H210V93H209ZM217 94H218V92H217ZM217 94H216V95H217ZM225 94H224V95H225ZM237 94H238V93H237ZM244 94H245V93H244ZM244 94H243V95H244ZM72 95H73V94H72ZM143 95H144V94H143ZM147 95H148V94H147ZM187 95H186V96H187ZM190 95H193V94H190ZM195 95H196V94H195ZM199 95H200V94H199ZM199 95H198V96H199ZM203 95H204V94H203ZM214 95H215V94H214ZM226 95H228V94H226ZM226 95H225V96H226ZM235 95H236V94H235ZM247 95H248V94H247ZM79 96H80V95H79ZM108 96H109V95H108ZM125 96H126V95H125ZM225 96H224V97H225ZM232 96H233V95H232ZM131 97H132V96H131ZM133 97H134V96H133ZM172 97H173V102H172ZM179 97H180V98H179ZM191 97H192V96H191ZM207 97H208V96H207ZM215 97H216V96H215ZM217 97H218V96H217ZM230 97H231V96H230ZM233 97L237 98L238 96H237V97H236V96H233ZM243 97H244V96H243ZM248 97H249V96H248ZM251 97H252V96H251ZM254 97H255V96H254ZM258 97H259V95H258ZM261 97H262V96H261ZM129 98H130V97H129ZM152 98H151V99H152ZM174 98H175V99H174ZM240 98H241V97H240ZM122 99H123V98H122ZM135 99H137V98H135ZM153 99H152V100H153ZM176 99H177V100H176ZM183 99H184V97H183ZM192 99H193V98H192ZM220 99H221V98H220ZM224 99H226V98H224ZM256 99H257V98H256ZM260 99H261V98H260ZM260 99H259V100H260ZM85 100H86V99H85ZM125 100H126V99H125ZM131 100H132V99H131ZM174 100H176V101H174ZM184 100H185V99H184ZM193 100H194V99H193ZM193 100H192V101H193ZM259 100H257V101H259ZM262 100H264V98H262ZM262 100H260V101L263 103ZM83 101H84V100H83ZM117 101H118V100H117ZM135 101H136V100H135ZM147 101H148V99H147ZM147 101H146V102H147ZM180 101H181V100H180ZM188 101H189V100H188ZM199 101H200V99H199ZM201 101H202V100H201ZM206 101H207V100H206ZM226 101H227V100H226ZM234 101H235V100H234ZM234 101H233V102H234ZM115 102H116V101H115ZM138 102H139V101H138ZM140 102H141V101H140ZM143 102H145V101H143ZM143 102H142V104H143ZM181 102H182V101H181ZM196 102H197V101H196ZM196 102H194V103H196ZM202 102H203V101H202ZM202 102H201V104H202ZM204 102H205V101H204ZM261 102H260V106H261V104H262ZM104 103H105V102H104ZM177 103H180V102L177 101ZM185 103H186V102H185ZM188 103L190 104V102H188ZM197 103H198V102H197ZM199 103H200V102H199ZM237 103L239 104L240 102H237ZM100 104H101V103H100ZM132 104H133V103H132ZM135 104H136V102H135ZM137 104H138V103H137ZM183 104H184V103H183ZM220 104H221V103H220ZM231 104H232V103H231ZM231 104H230V105H231ZM233 104H235V103H233ZM238 104H236V105L238 106ZM242 104H245V103H242ZM104 105H105V104H104ZM111 105H112V104H111ZM124 105H125V104H124ZM175 105L178 107L179 104H178V105L175 104ZM187 105H188V104H187ZM187 105H186V107H187ZM195 105H196V104H195ZM230 105H229V106H230ZM236 105H235V106H236ZM262 105H263V104H262ZM126 106H127V105H126ZM137 106L140 108V105H137ZM145 106H146V107H145ZM181 106H182V105H181ZM199 106H200V105H199ZM226 106H227V105H226ZM240 106H241V105H240ZM242 106H243V105H242ZM108 107H109V106H108ZM166 107H167V105H166ZM166 107H164V109L167 110L168 108H166ZM171 107H169V108H170V109H169L170 111H171V109H172ZM189 107H191V106H189ZM189 107H188V108H189ZM192 107H193V106H192ZM243 107H244V106H243ZM118 108H119V107H118ZM123 108H124V107H123ZM130 108H131V107H130ZM130 108H129V109H130ZM134 108H135V107H134ZM197 108H198V107H197ZM217 108H218V107H217ZM251 108H252V107H251ZM119 109H120V108H119ZM176 109H177V108H176ZM192 109H193V108H192ZM228 109H230V108H228ZM241 109H242V108H241ZM243 109H244V108H243ZM253 109H254V107H253ZM262 109H263V108H262ZM173 110L176 111L175 109H173ZM177 110H178V109H177ZM186 110H187V109H186ZM193 110H194V109H193ZM231 110H232V109H231ZM245 110H246V109H244V111H245ZM247 110L249 111L250 108L247 109ZM125 111H126V110H125ZM141 111H142V110H141ZM145 111H146V112H145ZM167 111H168V110H167ZM189 111H190V110H189ZM196 111H197V110H196ZM233 111H234V110H233ZM254 111H256V110H254ZM134 112H135V111H134ZM136 112H137V111H136ZM138 112H139V110H138ZM138 112H137V113H138ZM162 112H164V111H162ZM168 112H169V111H168ZM176 112H177V111H176ZM185 112H188V110L185 111ZM185 112L183 113L184 115H185ZM194 112H195V111H194ZM194 112H193V113H194ZM245 112H247V111H245ZM257 112H258V111H257ZM257 112H255V113H257ZM139 113H140V112H139ZM153 113H152V115L149 116L150 118L153 117ZM164 113H165V112H164ZM166 113H167V112H166ZM228 113H229V110H228ZM234 113H236V112H234ZM262 113H263V112H262ZM124 114H125V112H124ZM162 114H163V113H162ZM169 114H170V112L168 113V115H169ZM176 114H177V113H176ZM188 114H190V113L188 112ZM188 114H187V115H188ZM203 114H204V113H203ZM260 114H261V113H260ZM131 115H132V114H131ZM139 115H140V114H139ZM139 115H138V116H139ZM155 115H154V117H155ZM194 115H195V113H194ZM196 115H197V114H196ZM196 115H195V116H196ZM200 115H201V114H200ZM233 115H234V114H232V116H233ZM250 115H251V114H250V112H249V117H250ZM261 115H262V114H261ZM121 116H122V115H121ZM140 116H142V115H140ZM140 116H139V117H140ZM156 116H157V115H156ZM160 116H161V114H160ZM170 116H171V115H170ZM170 116H169V117H170ZM177 116H179V115H177ZM185 116H186V115H185ZM192 116H193V115L191 114L190 118H192ZM198 116H199V115H198ZM198 116H197V117H198ZM207 116H208V115H207ZM234 116H235V115H234ZM251 116H253V115H251ZM127 117H128V116H127ZM142 117H143V116H142ZM144 117H146V116H144ZM182 117H184V116H182ZM187 117H188V116H187ZM201 117H203V116H201ZM257 117H260V116L258 115ZM263 117H264V115H263ZM140 118H141V117H140ZM155 118H156V117H155ZM155 118H154V119H155ZM161 118H164V117L161 116ZM171 118H172V117H171ZM190 118H189V119H190ZM195 118H196V117H195ZM198 118H199V117H198ZM205 118H206V117H205ZM205 118H204V119H205ZM8 119H9V118H8ZM14 119H15V118H14ZM124 119H125V118H124ZM148 119H149V118H148ZM158 119H160V117L157 118V120H158ZM172 119H174L175 121H179V120H176L175 118H172ZM179 119H180V118H179ZM187 119H188V118H187ZM192 119H193V118H192ZM200 119H201V118H200ZM249 119L251 120L252 118H249ZM259 119H261V117H260ZM152 120H153V119H152ZM163 120H164V119H163ZM181 120H182V119H181ZM198 120H199V119H198ZM202 120H203V119H202ZM232 120H233V119H232ZM234 120H235V118H234ZM236 120H237V119H236ZM253 120H254V119H253ZM253 120H252V122H253ZM18 121H19V120H18ZM155 121H156V120H155ZM155 121H154V123H155ZM185 121L187 122V120H185ZM191 121H192V120H191ZM191 121L189 120V122H191ZM256 121L259 122L258 120H256ZM125 122H126V121H125ZM125 122H124V123H125ZM140 122H141V121H140ZM142 122H143V121H142ZM142 122H141V123H142ZM179 122H180V121H179ZM183 122H184V121H183ZM183 122H182V123H183ZM193 122H195V119H194ZM237 122H238V121H237ZM254 122H255V121H254ZM254 122H253V125H254ZM257 122H256V124H257ZM158 123H159V120H158ZM160 123H162V122H160ZM174 123H175V122H174ZM182 123H181V124H182ZM196 123L199 124V122H196ZM216 123H217V122H216ZM239 123H240V121H239ZM259 123H261V121H260ZM259 123H258V125H259ZM151 124H152V122H151ZM156 124H157V123H156ZM172 124H173V122H172ZM187 124H188V122H187ZM191 124H192V123H191ZM191 124H190V125H191ZM200 124H201V123H200ZM248 124H249V123H248ZM261 124H262V123H261ZM261 124H260V126H261ZM28 125H29V124H28ZM35 125H36V124H35ZM154 125H155V124H154ZM165 125H166V122H165ZM173 125H175V124H173ZM183 125H184V124H183ZM185 125H186V123H185ZM193 125H196V124L194 123ZM193 125H192V126H193ZM202 125H203V124H202ZM236 125H237V124H236ZM238 125H239V124H238ZM258 125H255L256 127L254 126V128H257ZM41 126H42V125H41ZM45 126H46V125H45ZM147 126H148V125H147ZM187 126L189 127V125H187ZM197 126H198V125H197ZM12 127H13V126H12ZM28 127H29V126H28ZM30 127H31V125H30ZM37 127H38V126H37ZM193 127H194V126H193ZM205 127H206V126H205ZM17 128H18V127H17ZM130 128H131V127H130ZM147 128H148V127H147ZM149 128H150V127H149ZM159 128H161V127H159ZM165 128H166V127H165ZM195 128H196V130H197L199 127H195ZM200 128H201V126H200ZM207 128H208V127H207ZM239 128H241V127L239 126ZM15 129H16V128H15ZM101 129H102V128H101ZM153 129H154V128H153ZM192 129H193V128H192ZM205 129H206V128H205ZM205 129H204V132H205ZM258 129H259V128H258ZM262 129H263V128H262ZM88 130H89V129H88ZM97 130H98V129H97ZM128 130H129V129H128ZM185 130H186V129H185ZM200 130H201V129H200ZM241 130H242V129H241ZM11 131H12V130H11ZM14 131H15V130H14ZM20 131H22V130H20ZM20 131H19V133H20ZM129 131H130V130H129ZM169 131H170V130H169ZM183 131H184V129H183ZM239 131H240V130H239ZM139 132H140V131H139ZM152 132H153V131H152ZM184 132H185V131H184ZM256 132H259V131H257V129H256ZM256 132H255V133H256ZM29 133H30V132H29ZM185 133H186V132H185ZM199 133H200V132H199ZM252 133H254V131H253ZM259 134H260V133H259ZM14 135H15V134H14ZM131 135H132V134H131ZM131 135H130V136H131ZM177 135H178V134H177ZM233 135H234V134H233ZM15 136H16V135H15ZM83 136H84V135H83ZM261 136H262V135H261ZM261 136H260V137H261ZM74 137H75V135H74ZM102 137H103V136H102ZM256 137H257V136H256ZM71 138H72V137H71ZM141 138H142V137H141ZM148 138H149V137H148ZM159 138H160V137H159ZM180 138H181V137H180ZM263 138H264V136H263ZM28 139H29V138H28ZM67 139H69V138H67ZM82 139H84V138L82 137ZM163 139H164V138H163ZM21 140H22V139H21ZM57 140H58V139H57ZM74 140H75V139H74ZM111 140H112V139H111ZM134 140H135V139H134ZM154 140H155V139H154ZM178 140H179V139H178ZM257 140H260V139L257 138ZM262 140H263V139H262ZM7 141H8V140H7ZM19 141H20V140H19ZM61 141H62V140H61ZM94 141H95V140H94ZM97 141H98V140H97ZM137 141H139V140H137ZM161 141H162V140H161ZM198 141H199V140H198ZM216 141H217V140H216ZM65 142H66V140H64V144H65ZM67 142H68V141H67ZM70 142H71V141H70ZM77 142H78V141H77ZM135 142H136V141H135ZM142 142H143V141H142ZM159 142H160V141H159ZM191 142H192V141H191ZM217 142H218V141H217ZM74 143H75V142H74ZM136 143H137V142H136ZM140 143H141V142H140ZM150 143H151V142H150ZM218 143H219V142H218ZM69 144H70V143H69ZM77 144H78V143H77ZM86 144H87V143H86ZM88 144H89V143H88ZM126 144H127V143H126ZM134 144H135V143H134ZM179 144H180V143H179ZM184 144H185V143H184ZM190 144H191V143H190ZM208 144H209V143H208ZM2 145H3V144H2ZM27 145H29V144H27ZM27 145H26V146H27ZM72 145H73V144H72ZM136 145H137V144H136ZM149 145H150V144H149ZM162 145H163V144H162ZM209 145H210V144H209ZM7 146H8V145H7ZM15 146H16V145H15ZM22 146H23V144H22ZM70 146H71V144H70ZM123 146H124V145H123ZM142 146H143V145H142ZM158 146H159V145H158ZM191 146H192V145H191ZM196 146H197V145H196ZM204 146H205V145H204ZM12 147H13V146H12ZM75 147H76V146H75ZM82 147H83V146H82ZM137 147H138V146H137ZM189 147H190V146H189ZM200 147H201V146H200ZM8 148H9V147H8ZM69 148H70V147H69ZM71 148H72V147H71ZM71 148H70V149H71ZM141 148H142V147H141ZM181 148H182V147H181ZM186 148H187V147H186ZM10 149H11V148H10ZM104 149H105V148H104ZM157 149H158V148H157ZM196 149H197V148H196ZM16 150H17V149H16ZM85 150H86V149H85ZM125 150H126V149H125ZM136 150H137V149H136ZM143 150H144V149H143ZM143 150H142V151H143ZM153 150H154V149L152 148L151 151H153ZM9 151H10V150H9ZM19 151H20V150H19ZM19 151H18V152H19ZM66 151H68V150H66ZM105 151H106V149H105ZM115 151H116V150H115ZM118 151H119V150H118ZM199 151H200V150H199ZM10 152H11V151H10ZM29 152H30V151H29ZM68 152H69V151H68ZM84 152H85V151H84ZM88 152H89V151H88ZM126 152H128V151H126ZM134 152H135V151H134ZM149 152H150V150H149ZM158 152H159V151H158ZM164 152H165V151H164ZM47 153H49V151H48ZM71 153H72V152H71ZM80 153H82V152L80 151ZM182 153H183V152H182ZM195 153H196V152H195ZM197 153H198V152H197ZM1 154H2V153H1ZM55 154H56V153H55ZM73 154H74V153H73ZM82 154H83V153H82ZM139 154H140V153H139ZM142 154H143V153H142ZM151 154H152V153H151ZM158 154H159V153H158ZM77 155H78V154H77ZM79 155H80V154H79ZM101 155H102V154H101ZM143 155H144V154H143ZM0 156H1V155H0ZM64 156H65V155H64ZM149 156H150V155H149ZM197 156H198V155H197ZM6 157H7V156H6ZM69 157H70V156H69ZM71 157H72V154H71ZM76 157H77V156H76ZM76 157H75V158H76ZM85 157H86V156H85ZM90 157H91V156H90ZM130 157H131V156H130ZM137 157H138V156H137ZM252 157H253V156H252ZM0 158H1V157H0ZM4 158H5V157H4ZM11 158H12V157H11ZM15 158H16V157H15ZM15 158L12 159V164H13V163L15 164V162H18V161H17V158H16V160H15ZM78 158H80V157L78 156ZM138 158H140V157H138ZM162 158H163V157H162ZM8 159L10 160L9 157H8ZM73 159H74V158H73ZM96 159H97V158H96ZM111 159H112V160H111ZM111 159H110V160H111L110 165H112V166H114V167H116V166H120L122 163H125V159H124V157H123V156H120V155H118V154H117L116 156L111 157ZM133 159H134V158H133ZM143 159H144V158H143ZM155 159H156V158H155ZM2 160H3V159L1 158V161H2ZM18 160L21 161L20 159H18ZM63 160H64V159H63ZM69 160H70V159H68V161H69ZM126 160H127V158H126ZM129 160H130V159H129ZM146 160H148V157H147ZM146 160H145V161H146ZM176 160H177V159H176ZM178 160H179V158H178ZM193 160H194V159H193ZM231 160H232V159H231ZM6 161H7V160H6ZM24 161H25V160L23 159V161H21V162L24 163ZM70 161H72V160H70ZM132 161H133V160H132ZM132 161H131V162H132ZM161 161H162V160H161ZM163 161H164V160H163ZM167 161H168V160H167ZM183 161H184V160H183ZM183 161H182V162H183ZM194 161H195V160H194ZM7 162H8V161H7ZM7 162H6V163H7ZM38 162H39V161H38ZM42 162H43V161H42ZM87 162H89V161H87ZM139 162H140V161H139ZM159 162H160V160H159ZM180 162H181V161H180ZM4 163H5V161H4ZM4 163H3V164H4ZM26 163H27V162H26ZM34 163L36 164L37 162L35 161ZM45 163H46V162H45ZM141 163H142V162H141ZM150 163H151V162H150ZM7 164H8V163H7ZM9 164H10V161H9ZM16 164H17V163H16ZM74 164H75V163H74ZM148 164H149V163H148ZM189 164H190V163H189ZM26 165H27V164H26ZM26 165H25V166H26ZM41 165H42V164H41ZM65 165H66V164H65ZM143 165H144V163H143ZM149 165H150V164H149ZM152 165H154V164H152ZM152 165H151V166H152ZM158 165H160V163H159ZM163 165H164V164H163ZM6 166H7V165H6ZM12 166H13V165H12ZM23 166H24V165L20 166V173L24 174V176L27 177L28 180H29V179H32V178H30L31 173L27 172L28 169H25V167L23 168ZM35 166H36V165H35ZM80 166H81V165H80ZM164 166H166V165H164ZM190 166H191V165H190ZM8 167H9V166H8ZM42 167H43V166H42ZM49 167H50V166H49ZM66 167H67V166H66ZM106 167H107V166H106ZM109 167H110V166H109ZM131 167H132V166H131ZM145 167H146V166H145ZM149 167H150V166H149ZM156 167H157V166H156ZM171 167H172V166H171ZM174 167H175V166H174ZM184 167H185V166H184ZM4 168H5V167H4ZM10 168H11V166H10ZM10 168H8V170H10ZM15 168H17V167H15ZM26 168H29V167H26ZM87 168H88V167H87ZM93 168H94V167H93ZM118 168H119V167H118ZM139 168H141V167H139ZM160 168H161V167H160ZM165 168H166V167H165ZM168 168H169V167H168ZM175 168H176V167H175ZM179 168H180V167H179ZM181 168H182V167H181ZM192 168H193V167H192ZM12 169H13V168H12ZM35 169H37V168L35 167ZM91 169H92V168H91ZM115 169H116V168H115ZM145 169H146V168H145ZM149 169H150V168H149ZM149 169H148V170H149ZM153 169H154V168H153ZM163 169H164V168H163ZM171 169H172V168H171ZM173 169H174V168H173ZM184 169H186V167H185ZM184 169H183V170H184ZM4 170H5V169H4ZM112 170H113V169H112ZM134 170H135V168H134ZM156 170H157V169H156ZM16 171H19V170L16 169ZM29 171H30V170H29ZM51 171H52V170H51ZM74 171H75V170H74ZM109 171H110V169H109ZM109 171H108V172H109ZM130 171H131V170H130ZM140 171H142V170H140ZM140 171H139V173H141ZM143 171H145V170H143ZM149 171H150V170H149ZM151 171H152V170H151ZM163 171H164V170H163ZM166 171H167V172H170V169H169V171H168V170H166ZM175 171H176V170H175ZM175 171H174V173H175ZM185 171H186V170H185ZM10 172H11V171H10ZM90 172H91V171H90ZM152 172H153V171H152ZM152 172H151V173H152ZM172 172H173V171H172ZM13 173H14V172H13ZM15 173H16V172H15ZM76 173H77V172H76ZM82 173H83V171H82ZM112 173H114L113 175H116V174L119 175L121 172H119V171H116V172H115V171H114V172H112ZM124 173H125V172H124ZM131 173H133V170H132ZM137 173H138V171H137ZM153 173H155V172H153ZM174 173H172V174H174ZM183 173H184V171H183ZM250 173H251V172H250ZM16 174H18V173H16ZM22 174H21V175H22ZM85 174H86V173H85ZM88 174H89V173H88ZM109 174H110V173H109ZM149 174H150V172H149ZM177 174H178V173H177ZM9 175H10V174H9ZM18 175H19V174H18ZM75 175H76V174H75ZM81 175H82V174H81ZM89 175H90V174H89ZM111 175H112V174H111ZM133 175H134V174H133ZM140 175H141V174H140ZM161 175H162V174H161ZM166 175H167V174H166ZM182 175H183V174H182ZM192 175H193V173H192ZM92 176H93V175H92ZM101 176H102V175H101ZM123 176H124V175H123ZM136 176H137V175H136ZM142 176H143V175H142ZM159 176H160V175H159ZM163 176H164V175H163ZM180 176H181V175H180ZM180 176H179V177H180ZM185 176H186V175H185ZM15 177H16V175H15ZM77 177H78V175H77ZM89 177H90V176H89ZM118 177H119V176H118ZM139 177H140V176H139ZM144 177H145V176H144ZM187 177H188V176H187ZM3 178H4V177H3ZM19 178H20V175H19ZM19 178H18V179H19ZM86 178H87V176H86ZM90 178H91V177H90ZM94 178H95V177H93L92 180H93ZM127 178H128V177H127ZM160 178H161V177H160ZM166 178H167V177H166ZM170 178H171V177H170ZM172 178H173V176H172ZM176 178H177V176H176ZM188 178H189V177H188ZM247 178H248V177H247ZM15 179H16V178H15ZM24 179H25V178H24ZM76 179H77V178H76ZM81 179H82V178H81ZM118 179H119V178H118ZM156 179H158V178H156ZM163 179H164V178H163ZM185 179H186V178H185ZM185 179H184V180H185ZM194 179H196V178H194ZM25 180H26V179H25ZM74 180H75V179H74ZM92 180H91V181H92ZM174 180H175V179H174ZM189 180H190V179H189ZM2 181H3V180H2ZM18 181H19V180H18ZM118 181H119V180H118ZM134 181H135V180H134ZM150 181H151V180H150ZM152 181H153V180H152ZM152 181H151V182H152ZM177 181H178V180H177ZM16 182H17V181H16ZM16 182H15V183H16ZM24 182H25V181H24ZM24 182H23V183H24ZM26 182H27V181H26ZM30 182H31V181H30ZM30 182H29V183L27 182V183L29 184V185H27V186H26L27 183H26V184L24 183V184H25V185H23L24 187H23V186H22V187L20 186L21 189L24 188L23 191L26 189V190H28V192H30V190H31V192L34 191L35 193H33V194H36V192L38 193L40 189H38L36 186L31 187ZM34 182H35V181H34ZM88 182H89V181H87V183H88ZM97 182H98V181H97ZM119 182H120V181H119ZM142 182H143V181H142ZM182 182H183V181H182ZM182 182H181V180H180V184H181ZM194 182H195V181H194ZM260 182H261V181H259V183H260ZM35 183H36V182H35ZM35 183H34V185H35ZM184 183H186V182L184 181ZM187 183H188V181H187ZM250 183H251V182H250ZM2 184H3V183H2ZM36 184H37V183H36ZM88 184H89V183H88ZM90 184H91V186H95V185L97 186V183H96L95 180L92 181ZM144 184H145V183H144ZM171 184H172V183H171ZM177 184H178V183H176V185H177ZM189 184H190V181H189ZM191 184H192V183H191ZM257 184H258V183H257ZM107 185H108V184H107ZM107 185H106V187H107ZM166 185H167V184H166ZM168 185H169V184H168ZM173 185L175 186V184H173ZM184 185H185V184H184ZM184 185H183V186H184ZM250 185H253V184H250ZM250 185H249V187H251ZM18 186H19V185H18ZM121 186H122V185H121ZM178 186H179V188H178V190H179V197H180V196H181V197L178 198L177 195H173V194L171 195V193H172L171 189H173V186H172L171 189H168V190L166 189V190H165V194H166V195L163 196V197L166 196L167 198H168V196H170V197H169L170 200H169V199H168V200H165V198H164V200H165L166 203H163L164 205H163V204H162V205H163V209L165 208L164 211H165L166 209H167V210L170 209V211H172V212H173V211L176 212L177 215L179 214V218H180V216H181V215H180L181 212H183V213H182V216H183V215H185V214H187V213L189 212V209L192 208V207H191L192 205H191V204H188V202H191V201L193 200V199L191 200V198H192L194 195H193L192 197L189 195L190 198H188L189 196H186V192H188V191H186L187 188H185L186 185H185V187H182V186H180V185L178 184ZM178 186H177V187H178ZM245 186H246V185H245ZM259 186H260V185H259ZM40 187H41V185H40ZM48 187H49V186H48ZM99 187H100V186H98V188H99ZM106 187L104 186L105 189L100 188V189H102V190H100V189H97V190L94 189V190H93L94 187H92V190H93L92 193H93V194L90 195V197L92 196V197H91V203H92L91 205H92V206H93V205H96V204L98 203V204H101V206H99V208H100V207H103V206H104V205H103V202H104V200H106V198H104L105 194L108 193V192H112V193H113V196H114V190L117 189L118 185L115 186V187H116L115 189L113 188L114 186H113V187H110V186H109V187L112 188V189H109V187H107V188H106ZM167 187H169V186H167ZM167 187H165V188H167ZM170 187H171V185H170ZM175 187H176V186H175ZM180 187H181V189H180ZM191 187H192V186H191ZM260 187H262V185H261ZM95 188H96V187H95ZM124 188H126V187H124ZM153 188H154V187H153ZM165 188H164V189H165ZM182 188H183V189H182ZM184 188H185V189H184ZM254 188H255V187H254ZM52 189H53V188H52ZM119 189H122V188L120 187ZM175 189H176V191H177V188H175ZM37 190H38V191H37ZM44 190H45V189H44ZM123 190H124V189H123ZM125 190L127 191V190H129V189L126 188ZM149 190H152V189L149 188ZM159 190H160V189H159ZM188 190H191V189H188ZM251 190H252V189H251ZM251 190H250V191H251ZM118 191H119V190H118ZM147 191H148V190H147ZM162 191H163V188H162ZM253 191H256V190H253ZM26 192H27V191H26ZM31 192H30V193H31ZM41 192H42V194H44V193L46 192V190H45L44 193H43V189H41ZM57 192H58V190H57ZM115 192H117V190H116ZM120 192H121V191H120ZM152 192H153V195H155V194H154V189L152 190ZM166 192H167V193H166ZM189 192H191V191H189ZM193 192H194V191H192V193H193ZM261 192H262V191H261ZM22 193H23V192H22ZM49 193H50V191H49ZM49 193H48V196H49ZM55 193H56V191H54V194H55ZM112 193H111V194H112ZM118 193H119V192H118ZM121 193H122V192H121ZM125 193H126V192H125ZM156 193H157V192H156ZM173 193H174V192H173ZM175 193H176V192H175ZM263 193H264V192H263ZM42 194H41V195H42ZM45 194H47V193H45ZM58 194H60V193H58ZM111 194H108V195L111 196ZM149 194L151 195V193H149ZM157 194H158V193H157ZM163 194H164V191H163L162 195H163ZM189 194H190V193H189ZM197 194H198V192H197ZM254 194H255V193H254ZM259 194H260V191H259ZM38 195H39V194H38ZM51 195H52V194H51ZM115 195H116V194H115ZM153 195H151V196H153ZM191 195H192V194H191ZM199 195H200V194H199ZM30 196H31V195H30ZM43 196H44V195H42V197H43ZM54 196H55V195H54ZM60 196H61V195H60ZM77 196H78V195H77ZM79 196H80V195H79ZM119 196H120V195H119ZM121 196H122V195H121ZM125 196H126V195H125ZM155 196H156V195H155ZM160 196H161V195H160ZM201 196H202V195H200V197H201ZM245 196H246V195H245ZM253 196H254V195H253ZM256 196H257V195H256ZM40 197H41V196H40ZM42 197H41V198H42ZM45 197H46V196H45ZM51 197L53 198V195L50 196L49 198H51ZM58 197H59V196H58ZM88 197H89V196H88ZM90 197H89V199H90ZM123 197H124V195H123ZM131 197H132V196H131ZM163 197H162V198H163ZM171 197H172V198H171ZM186 197H187V198H186ZM195 197H196V196H195ZM260 197H261V196H260ZM32 198H33V196H32ZM47 198H48V197H47ZM62 198H63V197H62ZM69 198H70V197H69ZM74 198H75V196H74ZM103 198H104V200H103ZM117 198H119V197H117ZM121 198H122V197H121ZM127 198L129 199V197H127ZM127 198L124 197L123 200L121 199V200H122V204H123V206L126 205V204L128 205V203H130V206H132L134 210H136V211L139 210V211H137V213H136V214H138V212H139V215H140V213H142L143 210L147 211L146 208L143 209V208L145 207V203H144L143 201H142L143 203H142V202L140 203L139 201L136 203V201L133 199V200L135 201V203H136V204H134L135 206H133V204L131 203V199H130V202H129V200H128ZM167 198H166V199H167ZM201 198H202V197H201ZM256 198H257V197H256ZM45 199H46V198H45ZM54 199H57V198L55 197ZM59 199H60V197H59ZM67 199H68V198H67ZM113 199H114V201H115L116 203H117V201L119 200V199H118V200L116 201L114 197H113ZM158 199H160V198H158ZM187 199H188V200L190 199V200L186 203V205L188 204V206L186 207V205H185V201H186ZM195 199H196V198H195ZM254 199H255V198H254ZM43 200H44V197H43ZM51 200H52V199H51ZM60 200H61V199H60ZM60 200H59V201L56 200V202L58 201L59 204H60ZM68 200H69V199H68ZM73 200H74V199H73ZM73 200H72V202H73ZM109 200H110V199H109ZM121 200H120V202H121ZM125 200H126V201L128 200V203L124 204V203L126 202ZM161 200H163V199H161ZM161 200H160V202H161ZM202 200H203V199H202ZM252 200H253V199H252ZM252 200H251V202H252ZM31 201H32V200H31ZM44 201H45V200H44ZM52 201H53V200H52ZM75 201L77 202V198H75ZM75 201H74V202H75ZM112 201H113V200H112ZM123 201H124V202H123ZM195 201H196V200H195ZM198 201H199V199H198ZM247 201H248V200H247ZM247 201H246V203H247ZM42 202H43V201H42ZM58 202H57V204H58ZM105 202H106V201H105ZM105 202H104V203H105ZM107 202H108V201H107ZM153 202H154V200H153ZM160 202L157 201V203H160ZM215 202H216V201H215ZM260 202H261V206L259 205L260 207H259V212H258V213H260V215H263V214H264V197L260 198ZM46 203L49 204V202H46ZM63 203H64V202H63ZM68 203H69V202H68ZM86 203H87V205H88L87 200H86ZM94 203H95V204H94ZM191 203H192V202H191ZM205 203H206V202H205ZM57 204H56V205H57ZM69 204H72V203H69ZM69 204H68V205H69ZM81 204H82V203H81ZM106 204L108 205V203H106ZM106 204H105V205H106ZM114 204H115V203H114ZM114 204L112 205V207L114 206ZM117 204H118V203H117ZM122 204H121V205H122ZM236 204H237V203H236ZM73 205H74V204H73ZM107 205H106V206H107ZM119 205H120V203H119ZM119 205H118V206H119ZM147 205H148V204H147ZM157 205H159V204H157ZM190 205H191V206H190ZM193 205H194V203H193ZM199 205H200V204H199ZM214 205H216V204H213V208H214ZM33 206H34V204H33ZM53 206H54V201H53ZM53 206H52V207H53ZM71 206H72V205H71ZM71 206H70V207H71ZM106 206H105V208H106ZM108 206H109V208H110L111 204L108 205ZM160 206H161V205H160ZM195 206H196V205H195ZM197 206H198V203H197ZM245 206H246V205H245ZM34 207H35V206H34ZM78 207H79V205H78ZM119 207H120V206H119ZM132 207H131V208H132ZM152 207H153V206H152ZM161 207H162V206H161ZM205 207H206V206H205ZM215 207H216V206H215ZM217 207H219V205H217ZM242 207H243V206H242ZM72 208H73V206H72ZM72 208H71V209H72ZM74 208H75V207H74ZM109 208H108V209H109ZM120 208H121V207H120ZM124 208H125V207H124ZM124 208H122V209L124 210ZM195 208H197V207H195ZM195 208L193 207L192 209H195ZM257 208H258V207H257ZM54 209H55V207H54ZM78 209H79V208H78ZM110 209H111V208H110ZM110 209H109V210H110ZM114 209H115V208H114ZM117 209H118V208H117ZM117 209H116V210H117ZM126 209H127V207H126ZM142 209H143V210H142ZM153 209H154V207H153ZM187 209H188V210H187ZM192 209H191V210H192ZM219 209H220V207H219ZM80 210H81V209H80ZM80 210H78V211H80ZM100 210H102L105 214L107 213V211L105 212V211H104L105 209H103V208H102V209L100 208ZM109 210H108V211H109ZM130 210H131V209H130ZM140 210H142V211L140 212ZM196 210H197V209H196ZM196 210H194V212H197L198 214H197V213H196V214L194 213V214H195L197 217H198V216L203 217V215L199 214L198 210H197V211H196ZM217 210H218V208H216V210H215L216 213L219 211V210H218V211H217ZM221 210H222V209H220V211H221ZM226 210H227V209H226ZM47 211H48V210H47ZM70 211H71V210H70ZM74 211H75V210H74ZM111 211H112V210H111ZM126 211L128 212V210H126ZM136 211H132V212H136ZM170 211H169V213H167V211L164 212V213H167L168 218H169ZM187 211H188V212H187ZM212 211H213V210H212ZM212 211H211V212H212ZM222 211H223V210H222ZM71 212H73V211H71ZM82 212H83V211H82ZM121 212H122V211H121ZM127 212H126V213H127ZM130 212H131V211H130ZM132 212H131V213H132ZM143 212H144V211H143ZM150 212L152 213V211H150ZM179 212H180V213H179ZM184 212H187V213L184 214ZM226 212H227V211H226ZM78 213H79V212H77V214H78ZM80 213H81V211H80ZM131 213H130V214H131ZM145 213H146V212H145ZM151 213H150V214H151ZM212 213H213V212H212ZM74 214H75V213H74ZM83 214H84V213H83ZM109 214H111V212L108 213V215H109ZM113 214H114V213H113ZM113 214H111V215H113ZM136 214H135V215H136ZM152 214H153V213H152ZM152 214H151V216H152ZM171 214H174V215H173V216H174L173 219L175 220V217H176L175 213H171ZM171 214H170V215H171ZM203 214L205 215V213H203ZM241 214H242V213H241ZM78 215H79V214H78ZM106 215H107V214H106ZM131 215H132V214H131ZM148 215H149V213H148ZM155 215H156V214H155ZM155 215H153V216H155ZM158 215H159V214H158ZM158 215H156L155 217H157ZM187 215H188V214H187ZM195 215H194V216H195ZM212 215H213V214H212ZM215 215H216V214H215ZM225 215H226V214H225ZM229 215H230V214H229ZM229 215H227V216H229ZM260 215H259V216H255V215L252 216V215H251V216H247V217L244 216L245 218H243L242 223L239 224V222H238V224L240 225V226L238 225L239 228H240L239 231L242 233L243 236L245 235L244 237H246V236L248 237V236H249V238H250V237H255V236H256V238H257V237L260 236V235H262V236L264 237V220L260 218ZM127 216H129V215H127ZM133 216H134V214H133ZM133 216H132V217H133ZM153 216H152L151 218H150V216H148L149 218L147 217L148 219H146V220H147V221H145L146 223H145V224L143 223V224L146 226V227L144 226V227L146 228V229L144 228L145 231H146L147 228H148V229L151 231V232H150V231L148 230V232H150V233H152V232H153V233L157 232V230H158V228H159V226H157V225H160V224H158V223L156 222V220L160 219V218H159L160 216H159L158 218H155V217L153 218ZM194 216H193V217H194ZM208 216H209V215H208ZM208 216H207V217H208ZM213 216H214V215H213ZM213 216H212V218H213ZM71 217H72V216H71ZM145 217H146V216H145ZM186 217H187V216H186ZM207 217H203L204 220H205V218H206V220H207ZM223 217H224V216H223ZM262 217H264V216H262ZM74 218H75V217H74ZM78 218H79V217H78ZM137 218H138V217H137ZM168 218H167V220H168ZM181 218H182V217H181ZM184 218H185V216H184ZM184 218H182V219H184ZM187 218L191 219L190 216H188ZM194 218H195V217H194ZM203 218H199V219L197 218V219L199 220V222H198V220L196 221V219L193 221V222L195 223V227H196V228H197V227H200V228L202 229V227H203L204 224H205L206 226H209L210 221L207 220V223L209 222V224L207 225L206 223H203L204 221L201 220V219H203ZM75 219H76V218H75ZM82 219H83V218H82ZM155 219H156V220H155ZM185 219H186V218H185ZM218 219H221V213H220V212H218V215H217L215 218H213V220H214L215 222H216V220H218ZM113 220H114V219H113ZM141 220H143V219H141ZM162 220H163V223H162V224L165 225V226L163 227V228H164V231H162V233L164 232L163 234H164V236H165V240L168 239V240H172V242H173V239H174V240L177 241L176 236L180 235L181 232H183V233L186 232V231H183V230L180 231V228L178 229L176 226H175L176 228H173V227H174L173 225L170 226L169 223H167V224H169V225H167L166 223H164V219H162ZM170 220H171V219H170ZM191 220H192V219H191ZM206 220H205V221H206ZM223 220H224V219H223ZM80 221H81V220H80ZM88 221H89V220H88ZM121 221H122V220H121ZM125 221H126V220H125ZM136 221H137V219H136ZM158 221H159V220H158ZM187 221H189V220L186 219V222H187ZM195 221H196V222H195ZM220 221H221V220H218V222H220ZM143 222H144V221H143ZM165 222H166V221H165ZM174 222H175V221H174ZM182 222H183V221H182ZM186 222H185V223H186ZM191 222H192V221H191ZM193 222H192V223H193ZM215 222H214V223H215ZM218 222H217V223H218ZM253 222H254L255 224H256L257 222H259V223L261 224V228H262V230H261V229H260V230H256V232H257V231H258V232H257V233L254 232V234H252L251 229H250V228H251V227H250V226H251L250 223H252L253 226H254V223H253ZM100 223H101V222H100ZM139 223H142V222L139 221ZM159 223H160V222H159ZM232 223H235V221H233ZM47 224H48V223H47ZM156 224H157V225H156ZM173 224H174V223H173ZM187 224H188V223H187ZM190 224H191V223H190ZM190 224H188V225H190ZM188 225H187V226H188ZM205 225H204V226H205ZM216 225H217V224H216ZM218 225H219V223H218ZM230 225H231V224H230ZM233 225H234V224H233ZM85 226H86V225H85ZM160 226H161V225H160ZM172 226H173V227H172ZM236 226H237V225H236ZM256 226H257V225H256ZM156 227H158V228H156ZM213 227H214V225H213ZM216 227H217V226H216ZM219 227L222 228L221 225H219V226H218V230L220 229ZM187 228H188V227H187ZM189 228H190V226H189ZM192 228H193V230L196 229V228H194L193 226L191 227V229H192ZM223 228H224V227H223ZM223 228H222V229H223ZM237 228H238V227H237ZM239 228H238V229H239ZM252 228H253V227H252ZM254 228H255V226H254ZM92 229H93V228H92ZM197 229L200 230L199 228H197ZM207 229H208V228L206 227V230H207ZM222 229H220V231H221ZM189 230H190V229H189ZM203 230H204V228H203ZM195 231H197V230H195ZM200 231H201V230H200ZM231 231H232V230H231ZM52 232H53V231H52ZM192 232H193V231H192ZM203 232H204V231H203ZM218 232H219V231H218ZM56 233H57V232H56ZM157 233H158V232H157ZM157 233H156V234H157ZM162 233H161V234H162ZM183 233H182V235H183ZM241 233H240V234L237 233V234L240 236ZM163 234H162V235H163ZM150 235H151V234H150ZM182 235H180V236L182 237ZM224 235L227 236L228 234H227V235L224 234ZM242 235H241V236H242ZM225 236H224V238L226 239ZM262 236H260V238H262ZM154 237H155V236H154ZM158 237H159V236H158ZM160 237H161V236H160ZM218 237H219V236H218ZM222 237H223V236H222ZM247 237H246V238H247ZM177 238H178V237H177ZM179 238H180V237H179ZM183 238H185V237H183ZM183 238H182V239H183ZM216 238H217V237H216ZM224 238H223V239H224ZM234 238H235V234H234ZM219 239H221V238L219 237ZM225 239H224V240H225ZM244 239H245V238H244ZM250 239H252V238H250ZM253 239H254V238H253ZM147 240H148V239H147ZM159 240H161V238H160ZM162 240H163V239H162ZM203 240H204V239H203ZM216 240H217V239H216ZM216 240H213V238L211 237V240H209V241L201 242V241L199 240V242H201V243H198V242H197V245H196V244H194V245H196V248H202L201 250L204 249V252H205V253H208L207 255H209V256L212 255V257H213V258H212V259H213L212 261H214V259L218 261V260H219V257H221V258H220V261H221V259L225 258V259H224V262H223V260H222V262L218 261L217 264H233V263H234V264H235V263L238 264V261L235 262L233 259H231L230 257H228V255H227V257H224V256H225V254H224L225 252H223L224 249H223V248L221 249L220 246H219L220 250H219V248H217V247H218L217 245H219L220 243H219V244L216 243ZM221 240H222V239H221ZM254 240H255V239H254ZM256 240H257V239H256ZM150 241H151V240H150ZM194 241H195V240H194ZM217 241H219V240H217ZM257 241L259 242V240H257ZM183 242H184V241H183ZM186 242H187V241H186ZM192 242H193V241H192ZM224 242H225V241H224ZM238 242H240V240H239ZM238 242H237V243H238ZM258 242H257V243H258ZM160 243H162V242H160ZM163 243H164V241H163ZM165 243H166V241H165ZM190 243H191V242H190ZM193 243H194V242H193ZM263 243H264V242H262V244H263ZM167 244H168V243H167ZM176 244L178 245V243H176ZM182 244H183V246H184L185 242L182 243ZM260 244H261V243H260ZM180 245H181V244H180ZM185 245H186V244H185ZM187 245H188V243H187ZM187 245H186V246H187ZM192 245H193V244H192ZM239 245H240V244H239ZM171 246H172V245H171ZM178 246H179V245H178ZM183 246H182V247H183ZM126 247H127V246H126ZM221 247H222V246H221ZM194 248H195V247H194ZM196 248H195V249H196ZM237 248H238V247H237ZM92 249H93V248H92ZM244 249H245V248H244ZM13 250H14V249H13ZM196 250H199V249H196ZM218 250H219V251H218ZM199 251H200V250H199ZM24 252H25V250H24ZM200 252H201V251H200ZM263 252H264V251H263ZM179 253H181V252L179 251ZM188 253H189V252H188ZM209 253H210V254H209ZM172 254H173V253H172ZM183 254H184V253H183ZM194 255H195V254H194ZM194 255H193V256H194ZM204 255H206V254H204ZM262 255H263V254H262ZM191 256H192V255H191ZM193 256H192L191 258H193ZM199 256H200V255H199ZM230 256H231V255H230ZM250 256H251V255H250ZM187 257H189L188 254H187L186 258H187ZM197 257H198V256H197ZM197 257H196V258H197ZM189 258H190V257H189ZM196 258H193V259L196 260ZM205 258H207V256H205ZM189 260H190V259H189ZM206 260H207V259H206ZM261 260H262V258H261ZM193 261H194V260H193ZM196 261H197V260H196ZM201 261H202V260H201ZM232 261H233V262H232ZM173 262H174V261H173ZM188 262H189V261H188ZM205 262H206V261H205ZM205 262H204V263H205ZM190 263H192V262H190ZM198 263H199V261H198ZM201 263H202V262H201ZM208 263H209V262H208ZM245 263H246V262H245ZM188 264H189V263H188ZM195 264H196V263H195ZM199 264H200V263H199ZM211 264H212V263H211ZM214 264H215V262H214Z\"/></svg>", "mask_w": 264, "mask_h": 264}]
</instances>
